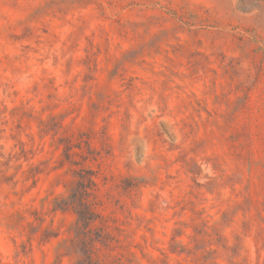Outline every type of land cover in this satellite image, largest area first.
Returning <instances> with one entry per match:
<instances>
[{"label":"rangeland","instance_id":"obj_1","mask_svg":"<svg viewBox=\"0 0 264 264\" xmlns=\"http://www.w3.org/2000/svg\"><path fill=\"white\" fill-rule=\"evenodd\" d=\"M0 264H264V0H0Z\"/></svg>","mask_w":264,"mask_h":264},{"label":"trees","instance_id":"obj_2","mask_svg":"<svg viewBox=\"0 0 264 264\" xmlns=\"http://www.w3.org/2000/svg\"><path fill=\"white\" fill-rule=\"evenodd\" d=\"M1 263V262H0Z\"/></svg>","mask_w":264,"mask_h":264}]
</instances>
